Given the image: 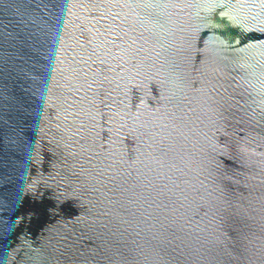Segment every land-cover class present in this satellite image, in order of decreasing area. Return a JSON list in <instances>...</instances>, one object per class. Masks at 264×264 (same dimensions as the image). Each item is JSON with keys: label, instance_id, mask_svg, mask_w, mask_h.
Here are the masks:
<instances>
[{"label": "water", "instance_id": "1", "mask_svg": "<svg viewBox=\"0 0 264 264\" xmlns=\"http://www.w3.org/2000/svg\"><path fill=\"white\" fill-rule=\"evenodd\" d=\"M0 264H264V0H0Z\"/></svg>", "mask_w": 264, "mask_h": 264}]
</instances>
